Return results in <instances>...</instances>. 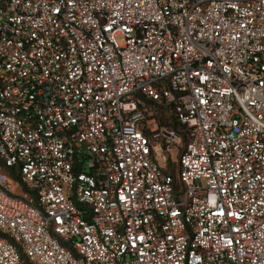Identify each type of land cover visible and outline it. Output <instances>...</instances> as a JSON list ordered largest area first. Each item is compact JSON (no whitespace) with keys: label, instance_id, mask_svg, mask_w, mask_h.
I'll return each mask as SVG.
<instances>
[{"label":"built area","instance_id":"2783aa9c","mask_svg":"<svg viewBox=\"0 0 264 264\" xmlns=\"http://www.w3.org/2000/svg\"><path fill=\"white\" fill-rule=\"evenodd\" d=\"M0 264H264V0H0Z\"/></svg>","mask_w":264,"mask_h":264},{"label":"trees","instance_id":"16d2710c","mask_svg":"<svg viewBox=\"0 0 264 264\" xmlns=\"http://www.w3.org/2000/svg\"><path fill=\"white\" fill-rule=\"evenodd\" d=\"M158 110L160 113L161 125H170V126H173L175 129H177L178 131H180L184 136L185 143L187 144L189 141V135L187 133V128L177 121L175 114L173 112V108L166 105L165 103H162L161 105H159ZM169 164L172 167V170L169 169V171L171 173L175 174L177 172L176 163L169 162ZM7 173L9 174V176L11 177L12 180H14V181L19 180V177L16 174V170L14 168L7 169Z\"/></svg>","mask_w":264,"mask_h":264},{"label":"rangeland","instance_id":"374dc122","mask_svg":"<svg viewBox=\"0 0 264 264\" xmlns=\"http://www.w3.org/2000/svg\"><path fill=\"white\" fill-rule=\"evenodd\" d=\"M118 40H119V42L121 43V44H123L124 43V40H123V38L121 37V36H119L118 37ZM152 128H156V125L154 124L153 126H152ZM177 157H178V152H177V150L176 149H174L173 151L171 150V152H169V155H167V157H166V159H164V158H160V162H162L163 164H166L167 163V166H168V168L170 169V170H172V167H171V165L169 164V162H175V160L177 159ZM175 167V166H174ZM176 168V167H175Z\"/></svg>","mask_w":264,"mask_h":264}]
</instances>
